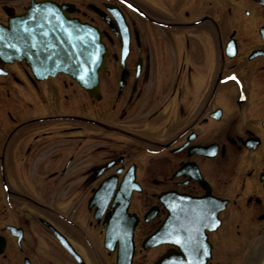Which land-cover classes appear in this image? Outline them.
Wrapping results in <instances>:
<instances>
[{
	"label": "flooded vegetation",
	"instance_id": "1",
	"mask_svg": "<svg viewBox=\"0 0 264 264\" xmlns=\"http://www.w3.org/2000/svg\"><path fill=\"white\" fill-rule=\"evenodd\" d=\"M35 4L97 28L107 70L91 96L0 58V264H128L135 221L130 264H264V0H0V24Z\"/></svg>",
	"mask_w": 264,
	"mask_h": 264
},
{
	"label": "water",
	"instance_id": "2",
	"mask_svg": "<svg viewBox=\"0 0 264 264\" xmlns=\"http://www.w3.org/2000/svg\"><path fill=\"white\" fill-rule=\"evenodd\" d=\"M66 7L55 4H35L27 11L0 25V58L4 61L25 60L40 79L64 73L75 79L92 96L99 90L100 73L106 70L108 51L99 31L89 25L71 19ZM133 182L124 181L121 186L123 208H128ZM111 180H105L95 191L90 206L106 208ZM126 191V192H125ZM136 221L128 231L126 243L119 250V258L134 253L133 233ZM158 233L147 240L155 245Z\"/></svg>",
	"mask_w": 264,
	"mask_h": 264
},
{
	"label": "rangeland",
	"instance_id": "3",
	"mask_svg": "<svg viewBox=\"0 0 264 264\" xmlns=\"http://www.w3.org/2000/svg\"><path fill=\"white\" fill-rule=\"evenodd\" d=\"M90 188H91V187L87 188L86 185H85V187H84V192H85V194H84V196H85V204H86V197L89 195V192H90Z\"/></svg>",
	"mask_w": 264,
	"mask_h": 264
},
{
	"label": "snow or ice",
	"instance_id": "4",
	"mask_svg": "<svg viewBox=\"0 0 264 264\" xmlns=\"http://www.w3.org/2000/svg\"><path fill=\"white\" fill-rule=\"evenodd\" d=\"M233 79H235V77H233Z\"/></svg>",
	"mask_w": 264,
	"mask_h": 264
}]
</instances>
